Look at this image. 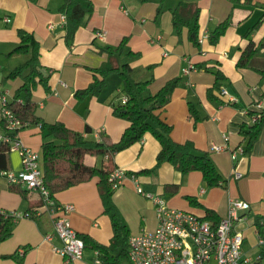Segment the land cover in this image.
I'll return each mask as SVG.
<instances>
[{
    "label": "crops",
    "instance_id": "1",
    "mask_svg": "<svg viewBox=\"0 0 264 264\" xmlns=\"http://www.w3.org/2000/svg\"><path fill=\"white\" fill-rule=\"evenodd\" d=\"M62 1L0 0V83L4 90L9 91V98L11 89L18 83L11 86L8 82L4 86L1 78L9 73L3 70L27 58V55L7 56V52L17 45V30L22 27L32 31L39 41L40 60L45 73L50 74V89L39 87L35 91L37 113L42 120H61L86 137L105 143L119 140L130 123L113 113L114 106L125 97L122 77L110 75L100 95L78 99L75 91L86 87L93 79L91 68L108 59V53L98 52L97 48L116 45L124 36H129L120 61L129 62L132 66L131 79L153 78L145 92L148 94L157 92L169 78L182 77V83L162 110V116L173 125L172 138L176 141L192 140L199 149L208 153L225 180L222 186H207L200 171L183 174L165 162L154 174L138 175L139 184L145 191L161 195L169 206L199 215H205V208H210L220 217L225 216L231 198L249 202L251 207L241 212L245 217L235 222V229L245 234L242 250L250 259L246 264H256V257L264 246L258 244L257 227L254 231L247 214L255 211V219L260 217L259 220L264 221V210L261 209L264 205V125L250 152H239L237 160H234L232 150L246 144L239 133V125L253 122L249 111L264 107V44H260L264 41V0H252L251 3L244 0H200L199 46L188 39L186 29L181 37L173 29L170 8L179 0H165L164 9L158 15L159 0H92L93 13L71 42L66 41L65 24L59 11ZM5 16L10 20L6 21ZM227 18L230 26L226 33L217 43H210V32ZM260 19L262 24L246 35ZM101 30L106 33L98 36L97 32ZM249 40L255 41L259 50L248 66L238 68L237 59ZM130 50L138 54L128 56L126 53ZM188 60L200 63L201 67L184 72L182 67ZM216 68L222 69L226 75L221 86L228 90V94H221L219 88L216 91L219 100H211L207 97V89L215 82L213 70ZM230 96L236 98V104L228 101ZM188 101L198 105L202 118L197 126H194L190 115ZM39 131L40 125L33 124L21 129L19 136L25 145L40 150L42 137ZM224 135L228 138L225 139ZM214 145L223 149L216 150ZM159 149V141L148 132L141 140L109 156L115 166L134 172L152 167ZM12 151L17 153L15 158ZM11 152V169L18 171L21 168L20 154L17 150ZM234 170L243 175L236 178ZM10 185L0 174V211L32 212V216L15 220L12 236L0 245V264H67L53 248V244L61 243L59 238L52 241L45 238L53 222L48 211L49 222L40 217L46 209L39 193L30 191L22 197ZM186 195L195 196L202 206L192 205ZM55 198L75 206L69 217L78 232L109 242L113 234L111 220L104 212V199L96 178L61 190ZM114 200L131 234L153 230L157 226L155 204L137 191L134 181L127 179L116 188ZM248 220L250 224L243 225ZM14 252L16 257L2 256ZM93 253V249L86 248L83 258L70 264H86L93 259Z\"/></svg>",
    "mask_w": 264,
    "mask_h": 264
},
{
    "label": "trees",
    "instance_id": "2",
    "mask_svg": "<svg viewBox=\"0 0 264 264\" xmlns=\"http://www.w3.org/2000/svg\"><path fill=\"white\" fill-rule=\"evenodd\" d=\"M33 1V0H32ZM146 2L148 0H140ZM157 15L163 11L165 0H159ZM200 0H179L170 8L172 15L173 29L181 37L184 29L187 30L188 39L195 46H199L200 37ZM239 1V0H233ZM251 3L252 0H244ZM94 10L92 0H63L59 8L61 13H65V38L67 42L74 40L77 30L90 17ZM263 20H259L246 33L249 35L257 29ZM230 26L229 19L220 22L214 30L210 32L209 42L217 43L226 33ZM18 43L7 52V56L27 55L24 62L14 67L8 74L1 78L5 86L10 80L18 83L11 89L12 96L8 98V106L27 125L22 126L18 132L30 125L39 124L42 143L40 145L41 166L44 172L46 184L51 191L53 198L56 194L75 184L93 178L97 179L98 186L102 193L105 210L111 220L112 236L109 242L98 241L88 233H79L84 240L87 249H98L104 264H133L129 257V237L130 229L125 222L119 206L114 200L115 189L109 180L110 172L113 170L114 162L109 156L112 153L121 151L142 139L146 133H151L160 143V149L156 154L155 164L150 168H143L134 171L135 174H154L165 162L170 163L175 169L183 174L198 170L202 173L203 180L207 186L224 185L225 180L218 171L214 162L207 152L199 149L192 140L176 141L172 138L173 125L162 116V110L171 100L175 89L182 83L181 76H174L165 81L161 88L155 93L145 92L153 78L148 80L133 81L131 72L133 70L129 62H121L120 58L125 52L129 36H124L116 45H104L97 48L98 52L108 53V59L103 61L98 67L91 68L93 79L86 87L75 91L78 99L86 96L100 95L107 86V78L112 74H119L122 77V90L127 96V100H120L114 106L113 113L119 117L127 119L130 123L124 129L119 140L105 143L103 141L88 138L82 132L68 127L63 121L54 122L43 121L38 115V102L35 91L42 87L50 89V74L45 73L44 65L40 60L41 46L34 36V33L26 28H18ZM260 44H264V41ZM258 45L255 41L249 40L247 45L241 50L236 65L238 68L248 66L250 59L258 52ZM128 56H135L137 51L130 50ZM201 67L200 63H196ZM215 82L207 89V97L211 100H219L216 94L217 89L226 79V75L220 68L213 70ZM232 104H236L232 102ZM188 108L193 118L194 126L202 118L198 105L188 101ZM251 116H256L252 123L243 122L239 125V133L246 142L245 152H250L264 125V107L258 110H250ZM5 135L14 136L16 130L7 127V121L0 116V132ZM53 137L54 139H49ZM11 142L0 141V172L11 169L10 157ZM89 153L94 156H102L101 165L88 164L82 160L84 154ZM108 156L107 161L104 158ZM10 188L18 192L22 197H26L31 191L21 184L11 183ZM186 198L194 206L202 204L193 195H186ZM56 199V198H55ZM205 216L215 221L220 220V216L215 210L205 208ZM7 212L0 211V245L13 234L15 218ZM32 216V212H29ZM40 217L48 220L47 210H43ZM259 218L256 217L255 225L259 226ZM53 224V223H52ZM53 230V227L52 229ZM50 230V231H51ZM3 257H16V253H5ZM256 264H264V247L261 250V257Z\"/></svg>",
    "mask_w": 264,
    "mask_h": 264
},
{
    "label": "built area",
    "instance_id": "3",
    "mask_svg": "<svg viewBox=\"0 0 264 264\" xmlns=\"http://www.w3.org/2000/svg\"><path fill=\"white\" fill-rule=\"evenodd\" d=\"M6 21L10 17L5 16ZM65 23L66 15L62 13ZM53 27V24H50ZM106 31L97 32L102 36ZM208 36V33H205ZM198 69L191 60L182 67L184 72ZM221 94H228V90L220 87ZM9 91L4 90L0 83L1 116L7 121L10 130H16L14 136L5 135L0 132V141H10L11 150H17L20 154L21 168L2 170L0 174L10 183L21 184L31 191L38 192L42 204L49 212L53 230L45 234V238L52 241L57 237L60 244H53V248L63 257L65 263L70 264L75 260L82 259L86 250L84 240L73 227L69 214L75 209L72 203L59 202L52 197L51 191L46 184L44 172L41 166V155L25 145L18 130L27 125L8 106ZM123 102L127 96L123 97ZM230 103L237 102L234 96L228 99ZM256 116L253 117L255 119ZM225 139L228 136L224 135ZM214 149H223L220 145H214ZM239 152H245L244 146H238L232 150V158L237 160ZM234 176L239 178L242 172L234 170ZM130 179L135 182L136 189L155 204L158 224L153 230H142L131 234L129 237V257L133 264H246L250 261L243 254L242 245L244 235L235 229V222L242 220L245 215L241 212L247 211L251 206L246 200L231 198L228 201V211L219 221L199 215L192 211L171 207L159 194L145 191L139 184L138 175L123 167L116 166L110 172L109 180L114 189L120 187ZM6 214V213H5ZM15 219L31 216L29 212L12 210L7 212ZM6 214V215H7ZM257 227L258 244L264 246V221L258 220ZM93 259L86 264H104L98 249H93ZM261 257L258 253L256 260Z\"/></svg>",
    "mask_w": 264,
    "mask_h": 264
},
{
    "label": "rangeland",
    "instance_id": "4",
    "mask_svg": "<svg viewBox=\"0 0 264 264\" xmlns=\"http://www.w3.org/2000/svg\"><path fill=\"white\" fill-rule=\"evenodd\" d=\"M21 64V63H20ZM17 64L15 63L13 66H10L9 68H7V70L5 69V70H3V71H5V73H8V72H10L15 66H16ZM19 65V64H18ZM13 67V68H12ZM16 82L15 81H13V80H10L9 81V84L12 86V85H14ZM49 139H54L53 137H50ZM11 155H12V157L13 158H15L16 156H17V153L16 152H14V151H12L11 152ZM82 160L85 162V163H88V164H98V165H101V163H102V156H94V155H91V154H89V153H86V154H84L83 155V157H82ZM261 209H263L264 210V205H262L261 206ZM254 213H256L255 211H253L252 212V214H249V212H248V214H247V216H249L250 217V220L252 221V228H253V230L255 231V228H256V225H255V222H256V219H255V214ZM250 220H248L245 224H243V225H246V224H250ZM242 227L243 226H240V228L242 229ZM245 235V234H244Z\"/></svg>",
    "mask_w": 264,
    "mask_h": 264
}]
</instances>
